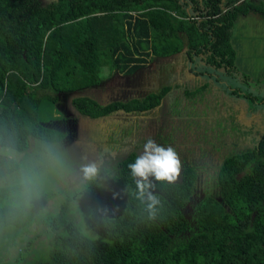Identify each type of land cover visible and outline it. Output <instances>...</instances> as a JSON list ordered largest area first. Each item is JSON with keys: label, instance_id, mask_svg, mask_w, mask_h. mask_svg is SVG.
<instances>
[{"label": "trees", "instance_id": "obj_1", "mask_svg": "<svg viewBox=\"0 0 264 264\" xmlns=\"http://www.w3.org/2000/svg\"><path fill=\"white\" fill-rule=\"evenodd\" d=\"M249 12L264 17V0H0V139H14L24 151L30 141L34 147L60 145L64 133L38 118L41 102L56 106L57 92L99 85L102 68L131 76L152 57L186 48L206 67L238 72L232 28ZM206 85L185 94L195 96ZM166 91L106 104L77 95L71 102L94 119L118 109H153ZM137 156L132 150L114 167L112 178L127 189L124 196L99 198L97 177L61 199L54 180L29 210L13 215L0 208V229L19 234L44 225L16 258L54 243L33 264H264V137L215 164L208 180L217 195L205 193L191 218L184 208L195 169L184 167L179 181L154 178L149 191L160 202L149 208L128 167ZM49 201L55 203L51 210L45 207Z\"/></svg>", "mask_w": 264, "mask_h": 264}, {"label": "rangeland", "instance_id": "obj_2", "mask_svg": "<svg viewBox=\"0 0 264 264\" xmlns=\"http://www.w3.org/2000/svg\"><path fill=\"white\" fill-rule=\"evenodd\" d=\"M232 42L237 49L236 66L238 72L230 75L222 69L216 70L204 66L202 59L198 56H194V61L188 64L190 60L185 56L186 48L171 57L176 58L174 62L163 60L164 63L161 61L160 66L163 63L170 64L163 67L161 75H164L163 71L168 68L176 66L178 70L182 69L178 75V84L167 106L143 112L144 114L141 115L135 116V114L119 110L107 117L93 119L80 114L71 101L74 96L82 95L90 96L101 104H106L113 100L128 99L130 98L127 97L129 94L132 96L143 95L158 88V84H164L163 78L158 74L155 75L157 79V83H155L152 73L156 72V68L150 71L143 69L139 75L135 73V75L128 76L130 85L125 84L126 76L124 74L102 68L101 72L104 78L99 85L78 92H57L55 93L56 106L49 100H43L39 107L38 118L44 125H51L64 133L60 146L67 152L74 167L71 177L67 178L66 181L57 182V187L62 188V193L58 194L57 197L62 199L64 193L75 188L77 190L83 183H86L79 175V166L93 161L101 168L98 176L101 182L99 198L104 199L113 192L124 196L127 189L117 185L112 178L115 172V164L117 160L132 150L136 151L139 156L149 138L163 146H190L191 154L200 153V148L204 147L207 155L201 157L197 162L203 164L206 160L208 165L216 164L226 148L220 141L215 142L216 148L211 147L208 143V137H199L195 140V136L198 135L196 124L193 128L190 122L192 120L199 122V119L197 120L194 116L199 115L207 120L210 118L208 112H205L208 106H214L217 103L215 100L226 101L227 99L228 103L235 107V112L242 115V119L246 123L252 124L254 119H258L262 123L264 119V18L254 13L240 15L232 28ZM155 58L159 59L160 57H152L148 63ZM178 67L182 68L179 69ZM195 71H199L198 74H195ZM245 75H248L249 78L246 79ZM198 78L201 80L200 83ZM203 82L207 83V90L203 94L196 95L194 100L188 104L184 97L185 91L194 90V86L203 84ZM231 91H236L237 95ZM247 96L252 97L253 101ZM173 105L178 109V113L171 111ZM192 112L195 114H191ZM204 114L205 117H203ZM206 126L205 124L204 127ZM224 139L228 141L227 135L222 138V140ZM30 143L31 147H34L32 141ZM216 149L219 150L216 151ZM193 158L195 159L194 156ZM209 170L210 168L206 167L204 171L208 173ZM181 171L177 181L181 177ZM153 179L154 177H150L152 183ZM53 182L50 183L46 191H51ZM202 185L203 182L198 187ZM150 189H154V187ZM194 201L195 196L188 201L184 208L189 218L195 211ZM53 204H55L53 201H49L45 206L46 209L51 210ZM43 228V224H33L28 227L27 232L23 231L19 234L16 231L0 229V241L4 244L2 247L0 243V264H33V260L42 257L39 253L47 252L49 248L54 246V243H50L44 248L30 249L28 250L30 254L26 253L20 258H16L25 252L29 236ZM39 239L44 240V236ZM36 245L40 246L37 243Z\"/></svg>", "mask_w": 264, "mask_h": 264}, {"label": "clouds", "instance_id": "obj_3", "mask_svg": "<svg viewBox=\"0 0 264 264\" xmlns=\"http://www.w3.org/2000/svg\"><path fill=\"white\" fill-rule=\"evenodd\" d=\"M128 167L137 178L139 196L146 195L149 208H153L160 201L149 191L154 187L150 177L175 181L181 171V159L173 146H163L149 138L143 152ZM100 171L94 161L79 166L83 181L95 180ZM73 172V161L59 144L37 142L31 151H24L16 140L0 139V208L13 215L29 210L52 181H66Z\"/></svg>", "mask_w": 264, "mask_h": 264}, {"label": "flooded vegetation", "instance_id": "obj_4", "mask_svg": "<svg viewBox=\"0 0 264 264\" xmlns=\"http://www.w3.org/2000/svg\"><path fill=\"white\" fill-rule=\"evenodd\" d=\"M249 13H253V12H249ZM174 55L175 54L170 55V56H166V57H160L159 59L155 58L150 63L147 62L144 65V67H142L137 72L138 73L137 75H139L140 73H142L143 69L150 71L151 69L156 68V72L152 73L154 75L155 83H157V79H156L155 75L158 74V76L163 78L164 84H160V85L158 84L157 86H159V87L155 88L154 90L160 89V88L165 87V86L168 87V91L165 92L164 96L160 100V103L157 106H155L153 109H150L147 111H151L154 109H159L161 107L167 106L169 104V100L171 99V96L175 92V87L177 86L178 81H179L178 75L182 71V69H181L182 67L181 68L178 67L181 70H178L176 66L174 68H168V69L163 71L164 75H161V71H162L163 67L166 65H170V64H164L165 62L163 60H168V61L174 62L176 60V58H171ZM185 56H187L190 60L188 62V64L192 63L194 61L195 57L194 56L191 57L187 52H185ZM161 61H163L164 63L160 66L159 63ZM184 69H185V67H184ZM198 72L199 71H197V72L195 71L194 73L198 74ZM190 75H192V74H190ZM125 76H126L125 77V84L130 85L129 77L127 75H125ZM193 77H194V75H193ZM134 79H135V77H134ZM198 80L200 83L201 82L200 78H198ZM188 83H189V80H188ZM189 84L191 85V83H189ZM200 85H202V84H200ZM200 85L197 84L196 87L194 86V88H193L194 90H190V91H196L198 89V87H200ZM181 90L183 91L184 89H181ZM206 90L207 89H204L201 93H197L196 95L203 94ZM186 91H188V90H186ZM131 96L132 95L129 94V96H127V97L131 98ZM136 96H140V95H134L132 97H136ZM195 96L188 97L186 94H184V97L187 100L188 104L194 100ZM130 98H128V99H130ZM128 99H122V100L126 101ZM215 102H217V103L214 106H208V108L205 111V112H208L210 118L205 120L204 118H201L199 115H197L194 117L197 120L199 119V122H195L194 120H192L193 123L190 122V124H192L193 128H194V124H196L195 127L197 128L198 135L195 136V140L199 139V137H201V138H207L208 137V139H209L208 143L211 145V147L216 148L215 142L220 141L222 143V145L226 148V151L221 153V155L219 157V161L217 162V163H219V162L221 163L224 156H226L228 153L235 152V151H238V150H241L244 148L252 147V146H255L256 144L259 143V141L264 137V119L262 120V123H260V121L258 119H254L252 121V124H248L242 119V115L240 113L235 112L236 111L235 107L231 106L228 103L227 99H226V101L215 100ZM173 107H174V105H173ZM173 107L171 108V111L178 113V109L175 107H174L175 108L174 109ZM210 109H213V111H210ZM249 109H251V108H249ZM116 111H119V109ZM116 111H114L112 113H115ZM124 112H126V111H124ZM144 112H146V111H144ZM202 112L204 113V111H202ZM126 113L135 114V116L144 114L143 111H136V110L127 111ZM191 114H195V113L192 112ZM228 114H230V117H228ZM107 116H109V115H107ZM107 116H103V117H107ZM203 117H205V114ZM205 124L207 125L206 127H204ZM208 132H210V133H208ZM225 135H227L228 141H226L225 139L222 140V138ZM175 148L178 151V155L180 156V159H181V165H182L181 174L183 173L184 167L188 166V167H193L195 169V172H196L195 186H194L192 195L190 197V199H191L192 197L195 196L194 204L196 203V201L198 202V200L201 197H203L205 195V193L214 194V196L216 197L217 191L215 192V189H213L210 186L211 180H208L209 175L214 172L215 164L214 165H208L206 160L204 161L203 164H199L197 162V161H199V159L201 157H205L207 155L206 149L203 147V148H200V150H201L200 153L194 152L193 154H191L192 150H191L190 146H186V147L180 146V147H175ZM218 150L219 149H216V151H218ZM193 156L195 157L196 160L193 158ZM206 167L210 168L208 173H205V171H204ZM179 179L181 180V177ZM201 182H203V185L201 187H198V185Z\"/></svg>", "mask_w": 264, "mask_h": 264}, {"label": "crops", "instance_id": "obj_5", "mask_svg": "<svg viewBox=\"0 0 264 264\" xmlns=\"http://www.w3.org/2000/svg\"><path fill=\"white\" fill-rule=\"evenodd\" d=\"M234 45V44H233ZM235 47V46H234ZM235 49H236V47H235ZM236 52H237V49H236Z\"/></svg>", "mask_w": 264, "mask_h": 264}]
</instances>
